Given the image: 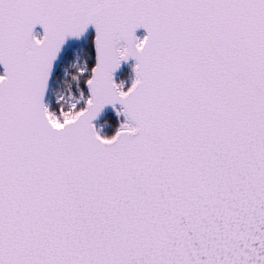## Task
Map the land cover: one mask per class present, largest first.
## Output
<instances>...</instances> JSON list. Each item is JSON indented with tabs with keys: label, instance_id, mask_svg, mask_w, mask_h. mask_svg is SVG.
Segmentation results:
<instances>
[{
	"label": "snow or ice",
	"instance_id": "obj_1",
	"mask_svg": "<svg viewBox=\"0 0 264 264\" xmlns=\"http://www.w3.org/2000/svg\"><path fill=\"white\" fill-rule=\"evenodd\" d=\"M0 264H264V0H0Z\"/></svg>",
	"mask_w": 264,
	"mask_h": 264
},
{
	"label": "water",
	"instance_id": "obj_2",
	"mask_svg": "<svg viewBox=\"0 0 264 264\" xmlns=\"http://www.w3.org/2000/svg\"><path fill=\"white\" fill-rule=\"evenodd\" d=\"M140 33H143V34H144L143 30H139V31L137 32V35H139ZM129 66H130V65L125 64V65L123 66L121 72L118 73V77L121 76V75L124 73L125 69L128 68Z\"/></svg>",
	"mask_w": 264,
	"mask_h": 264
},
{
	"label": "rangeland",
	"instance_id": "obj_3",
	"mask_svg": "<svg viewBox=\"0 0 264 264\" xmlns=\"http://www.w3.org/2000/svg\"><path fill=\"white\" fill-rule=\"evenodd\" d=\"M143 35H144L143 33H140L138 36L143 37ZM125 71H128V73H131V68H130V66H129L128 68H126ZM125 71H124V72H125ZM123 74H124V73H123ZM123 74H122V75H123ZM122 75H121V76H122ZM121 76H119L118 78H121Z\"/></svg>",
	"mask_w": 264,
	"mask_h": 264
},
{
	"label": "trees",
	"instance_id": "obj_4",
	"mask_svg": "<svg viewBox=\"0 0 264 264\" xmlns=\"http://www.w3.org/2000/svg\"><path fill=\"white\" fill-rule=\"evenodd\" d=\"M129 74L130 73H128V71H125L124 74L121 76V78L124 77V76H126V75H129Z\"/></svg>",
	"mask_w": 264,
	"mask_h": 264
}]
</instances>
